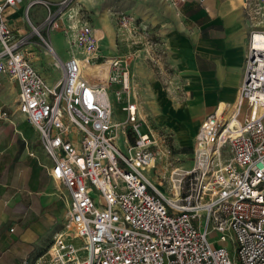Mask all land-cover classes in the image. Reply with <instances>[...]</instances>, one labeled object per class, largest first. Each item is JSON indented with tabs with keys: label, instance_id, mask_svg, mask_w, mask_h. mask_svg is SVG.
<instances>
[{
	"label": "built area",
	"instance_id": "1",
	"mask_svg": "<svg viewBox=\"0 0 264 264\" xmlns=\"http://www.w3.org/2000/svg\"><path fill=\"white\" fill-rule=\"evenodd\" d=\"M20 1L0 0V73L17 82L16 109L38 134L66 210L64 227L30 264H264V48L254 44L264 31L249 34L236 101L224 102L228 116L219 102L201 121L196 161L166 195L148 173L160 137L140 116L121 60L111 58L104 84L90 80L84 61L98 62V54L62 60L42 35L59 25L48 3L28 2L26 13L34 4L47 12L38 23L27 17L23 31L7 12ZM34 34L60 71L53 82L28 56Z\"/></svg>",
	"mask_w": 264,
	"mask_h": 264
},
{
	"label": "crops",
	"instance_id": "2",
	"mask_svg": "<svg viewBox=\"0 0 264 264\" xmlns=\"http://www.w3.org/2000/svg\"><path fill=\"white\" fill-rule=\"evenodd\" d=\"M29 1L21 0L7 10L11 22L19 18L17 8L22 6L23 12L26 11ZM103 2L107 9L125 8L124 0ZM128 2L133 11L141 14L150 12L151 17L150 14L147 17L161 23L165 29L164 42L170 43L178 76L184 81L182 87L185 102H188L185 115L192 116L199 126L219 102L225 108L224 102L236 101L249 33L257 25L245 12L264 8V0ZM103 10L106 13V9ZM45 15L44 11L36 23L41 22ZM16 25L25 30L22 17L21 25ZM40 47L39 43L33 42L28 47V56L44 78L53 82L60 71L55 76L50 73L54 67L47 51L35 56ZM53 48L62 60L69 56L67 53L61 56ZM105 75L107 77V71ZM105 81L106 78L103 83ZM132 84L134 86V82ZM17 95V82L0 73V264H30L31 259L51 241L53 234L61 229L58 224L66 211L54 193L53 181L45 168L50 160L40 146L38 134L16 109ZM152 96L154 107L159 105L158 112L169 113L166 102L171 101L156 84H153ZM222 114H228L227 108Z\"/></svg>",
	"mask_w": 264,
	"mask_h": 264
},
{
	"label": "rangeland",
	"instance_id": "3",
	"mask_svg": "<svg viewBox=\"0 0 264 264\" xmlns=\"http://www.w3.org/2000/svg\"><path fill=\"white\" fill-rule=\"evenodd\" d=\"M44 1L54 12L59 25L49 30L50 38L49 31L41 33L45 39L48 38L61 56L64 57L66 53L69 55L81 52L98 54L96 58L98 62L84 61V72H88L90 77L91 74L94 75V78H89L90 80L103 83L106 78L105 72H108V67L104 63H109L112 57L120 59L122 66L128 70L129 79L134 82L133 94L137 100L140 116L146 119L156 135H159L157 137H160L157 144L150 148L153 158L152 167L148 172L149 177L159 190L171 195L175 184L173 179L191 168L196 161L193 137L198 123L189 114H184L185 104L188 103L185 102L182 87L184 81L178 76L170 43L164 42L165 29L162 24L152 21L150 12L141 14L137 10L133 11L128 0H124L125 8L122 9L116 7L107 9L103 0ZM40 5L42 4H34L28 16L26 11L23 12L22 6L18 7L19 18L13 22L21 25L22 17L25 30H30L27 17L36 23L43 17L44 11L47 12L44 6ZM103 9H106V13ZM245 15L257 24L255 27L258 29L254 30L264 31V8L253 9L245 12ZM52 34H56L57 37ZM33 39L41 46L37 48L39 52L35 56L45 54L47 48L39 36L34 34ZM50 73L55 76L59 73V69L53 68ZM153 84L158 85L171 101L166 102V110L169 113L162 110L158 112V104L154 107ZM116 108L117 112L119 109L117 103ZM227 116L228 114L224 118ZM140 130L145 131L143 126H140ZM118 144L122 149L124 148L122 138L119 139ZM226 156L227 153H222V157ZM174 170L176 172H173ZM65 223L64 215L58 224L59 229L64 227ZM74 243L76 246L81 245L78 240ZM224 244L232 256L234 251L231 240H227ZM234 263L239 264L236 258Z\"/></svg>",
	"mask_w": 264,
	"mask_h": 264
},
{
	"label": "bare ground",
	"instance_id": "4",
	"mask_svg": "<svg viewBox=\"0 0 264 264\" xmlns=\"http://www.w3.org/2000/svg\"><path fill=\"white\" fill-rule=\"evenodd\" d=\"M254 39H255V45L256 46H258V47H260V48H264V35L263 34H261L260 32H258V33H256L255 35H254ZM50 55V54H49ZM111 60V59H110ZM111 62V61H110ZM110 62L108 63V62H105L104 64L105 65H107V67H108V71H109V66H110ZM83 72H84V69H83ZM85 73V72H84ZM107 74H108V72H107ZM85 75L88 77V78H94V75L93 74H91V77H90V74L87 72V73H85ZM96 81H98V80H96ZM99 82V81H98ZM105 83V82H104ZM104 83H102V84H104ZM224 104L223 103H221L220 104V107H219V114L220 113H223L224 112ZM230 123L233 125V124H239V120L237 119V118H231L230 120ZM213 154V146L211 145V144H209L208 146H207V152H206V154L205 155H207V156H211ZM152 158L153 157H151V159H150V165H151V161H152Z\"/></svg>",
	"mask_w": 264,
	"mask_h": 264
}]
</instances>
